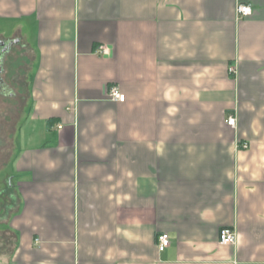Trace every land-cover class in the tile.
<instances>
[{"label":"crops","instance_id":"obj_1","mask_svg":"<svg viewBox=\"0 0 264 264\" xmlns=\"http://www.w3.org/2000/svg\"><path fill=\"white\" fill-rule=\"evenodd\" d=\"M248 1L237 20V0H0V107L20 105L0 119V264H264V0Z\"/></svg>","mask_w":264,"mask_h":264},{"label":"built area","instance_id":"obj_2","mask_svg":"<svg viewBox=\"0 0 264 264\" xmlns=\"http://www.w3.org/2000/svg\"><path fill=\"white\" fill-rule=\"evenodd\" d=\"M252 13L251 4L248 0H237L236 4V18L237 20L244 19L250 16ZM98 53L106 54V50L104 48H100ZM228 75L233 78L236 77V68L234 65H229L227 68ZM108 96L113 102H124V95L120 93L119 89L116 86H111L108 90ZM225 125L231 129H234L236 126V119L233 115L227 116L225 120ZM60 126H57L59 129ZM243 148H247V145L244 144ZM237 240V235L233 229L223 228L218 233V243L220 245H234ZM156 244L158 251H163L165 248L169 246V238L165 233H161L157 235Z\"/></svg>","mask_w":264,"mask_h":264},{"label":"rangeland","instance_id":"obj_3","mask_svg":"<svg viewBox=\"0 0 264 264\" xmlns=\"http://www.w3.org/2000/svg\"><path fill=\"white\" fill-rule=\"evenodd\" d=\"M0 109H1V113H2V115L0 117L1 120L3 119V115L5 113L10 114V110H8V109H13V112L16 110L17 114L15 112H14V114L17 117H19L18 112L20 111V105L19 106L17 105L14 108V107L6 106L2 102V105H1ZM5 109H7V111H9V112H5L4 113ZM0 124H2L5 127V123H0ZM13 129H14V126L12 127V125H11L9 127L7 125V130L8 131H10V130L12 131ZM2 130H1V132H2L1 135H4ZM9 144H10V142H7L4 138H0V231H3L4 228H5V226H4L5 223L4 222L6 220V211H5L4 208H5V206H7L10 203V195H11L8 192V189H7V186L10 184V181H11V167H10L11 163L8 162L9 158H10L9 147H10L11 144L10 145ZM6 238H7L6 235H1L0 236V240L1 241L5 240Z\"/></svg>","mask_w":264,"mask_h":264},{"label":"flooded vegetation","instance_id":"obj_4","mask_svg":"<svg viewBox=\"0 0 264 264\" xmlns=\"http://www.w3.org/2000/svg\"><path fill=\"white\" fill-rule=\"evenodd\" d=\"M13 48V44L0 40V90L5 91L4 79L1 74L4 72L8 56ZM10 60V59H9Z\"/></svg>","mask_w":264,"mask_h":264}]
</instances>
